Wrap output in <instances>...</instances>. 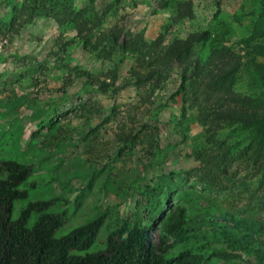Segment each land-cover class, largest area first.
Segmentation results:
<instances>
[{
    "label": "rangeland",
    "instance_id": "374dc122",
    "mask_svg": "<svg viewBox=\"0 0 264 264\" xmlns=\"http://www.w3.org/2000/svg\"><path fill=\"white\" fill-rule=\"evenodd\" d=\"M27 1L0 0V158L33 169L19 185L26 196L14 201L12 218L29 201L58 197L49 208L60 210L62 200L67 202L58 237L106 212L92 245L76 251L94 252L105 248L107 233L121 219L142 214L140 192L149 183V217L159 225L184 206L193 229L191 238L173 243L165 257L191 248L204 255L200 264H264V231L243 239L247 230L240 228L264 220L261 204L249 201L251 192L260 193L261 167L244 153L229 167L230 176L220 177V185L231 188L212 192L199 182L196 153L210 147L212 137L233 145L235 153L252 142V131L238 124L212 135L198 120V105L221 93V100L240 108L239 99L251 97L257 103L248 109L264 115V0H47L32 16L21 12ZM86 7L94 9L92 16L104 13L92 41L116 28L123 29L121 38L141 34L146 43L162 35L163 45L191 33L209 35L193 46L194 64L187 72L174 60L161 78L138 83L132 70L151 69L141 56L113 42L85 47L73 22L60 24L54 17ZM197 56L206 65L198 73ZM229 58L239 64L231 94L209 89ZM113 70L116 80L101 91ZM191 86L208 95L194 103ZM169 190L172 197L165 203ZM38 214L32 213L27 226Z\"/></svg>",
    "mask_w": 264,
    "mask_h": 264
},
{
    "label": "trees",
    "instance_id": "16d2710c",
    "mask_svg": "<svg viewBox=\"0 0 264 264\" xmlns=\"http://www.w3.org/2000/svg\"><path fill=\"white\" fill-rule=\"evenodd\" d=\"M38 1H40L39 5L37 0L25 2L20 8L21 12L30 16L36 14V11L40 12L41 8L46 6L47 0ZM92 12L94 9L89 7L80 10L71 8L62 11L63 15H60L59 11L55 12L54 17L60 24L73 22L76 35L85 47L89 45L98 49L105 42H113L123 51H131L141 56L140 58L145 62L144 67L147 68L150 65L151 69L148 72L140 68L132 70L133 75L139 80L138 83L161 78L160 76L174 60L183 63V70L187 72L194 64V59H191L193 46L206 40L209 35L206 30L191 33L184 39H174L169 44L163 45L162 35L151 43H146L141 34L129 39L121 38L123 29L116 28L109 29L105 33H97L96 39L92 41V34L99 30L104 18V13L100 15L95 12L92 16ZM213 53L215 54L214 51ZM219 54L220 51L217 56ZM195 62L197 73L206 68L198 56ZM208 64H212L211 58ZM238 66L239 64L232 62V58L221 63L215 77L208 83L209 89L231 94L230 88L233 85L231 76L236 73ZM116 77L117 71H111V81L109 83L102 81L101 91L104 92L113 85ZM222 77L223 81L219 82L218 79ZM184 82L185 76L182 77L181 86ZM194 87L191 86V91L198 88V86ZM196 92L194 90V95L191 97L194 103L201 102V95H208L207 90L203 93ZM221 98V93H218L214 100L199 104L198 120L208 125L211 133H214L212 135L230 124L243 126L252 131V142L235 153L233 145L227 144L224 140H214L212 137L210 147L196 152L197 159L200 161L199 182L208 184L212 192L215 189L217 191L231 188L232 185L229 186L227 183L220 185V177L227 179L230 176L229 167L249 151L248 156L261 167L262 173L260 193L251 192L249 201H257L264 210V115L258 116L248 109L249 104L257 103L254 98L239 99L240 108L231 107L227 100H221ZM128 137L130 138L129 135ZM32 170L30 164L16 159L0 158V264H200L202 262L204 255L193 253L191 248H185L171 258L165 257L166 250L172 247L173 243L188 241L193 229L187 226L189 219L184 206H177L176 212L165 218L159 225L154 218L149 217L151 207L146 195L149 191V183L145 185L143 192H140L138 208L141 209L143 205L142 214L136 216L133 214L130 218L121 219L107 233L105 248L94 252L80 254L76 251L86 250L92 245L104 223L106 212L71 228L58 237L54 233L62 226L67 215V208L63 206L67 203L65 200H62L60 210H49L59 200L58 197L29 201L21 208L19 215L12 218L14 201L26 196V191L20 189L19 185L25 181ZM172 192V190L166 192L165 203L172 197ZM33 212L39 214L33 225L29 227L27 222ZM240 228L247 230L246 234H242L245 239L251 231L263 232L264 220L254 225L245 222ZM168 236L172 239L169 240ZM245 243L247 244L248 241ZM231 247V244L227 245V248ZM262 252L264 253V247Z\"/></svg>",
    "mask_w": 264,
    "mask_h": 264
},
{
    "label": "clouds",
    "instance_id": "9594fccd",
    "mask_svg": "<svg viewBox=\"0 0 264 264\" xmlns=\"http://www.w3.org/2000/svg\"><path fill=\"white\" fill-rule=\"evenodd\" d=\"M26 164H28V163H26ZM95 217H96V216H95ZM91 219H92V218H91ZM91 219H90V220H91ZM155 238H156V235H155Z\"/></svg>",
    "mask_w": 264,
    "mask_h": 264
}]
</instances>
